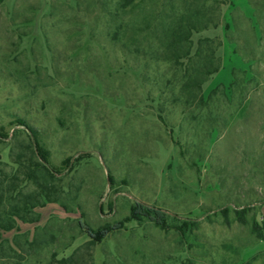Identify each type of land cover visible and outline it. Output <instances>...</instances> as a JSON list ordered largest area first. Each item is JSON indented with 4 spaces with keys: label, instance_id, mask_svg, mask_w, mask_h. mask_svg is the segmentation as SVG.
<instances>
[{
    "label": "rangeland",
    "instance_id": "rangeland-1",
    "mask_svg": "<svg viewBox=\"0 0 264 264\" xmlns=\"http://www.w3.org/2000/svg\"><path fill=\"white\" fill-rule=\"evenodd\" d=\"M119 3H0V170L30 157L32 130L68 210L2 234L23 249L6 263L57 264L107 228L81 264H264V0ZM199 8L218 25L192 34L191 56L209 38L220 62L203 99L223 89L185 108L183 67L163 56Z\"/></svg>",
    "mask_w": 264,
    "mask_h": 264
},
{
    "label": "trees",
    "instance_id": "trees-1",
    "mask_svg": "<svg viewBox=\"0 0 264 264\" xmlns=\"http://www.w3.org/2000/svg\"><path fill=\"white\" fill-rule=\"evenodd\" d=\"M2 1L0 0V3ZM134 4L135 0H120L119 10L132 8ZM173 12L171 9L172 15ZM181 19L177 27L171 30L173 40L167 44L168 54L164 55L163 58L174 65L183 67L182 83L174 102H180L185 108L195 105L201 107L218 89H223L219 86L210 91L206 100L203 99L202 87L209 77L219 71L220 62L216 65L213 63L215 54L213 44L215 45V43L214 40L209 38L198 40L196 50L191 56V36L193 33L207 30L210 27L216 28L218 23H215L209 17L208 12L202 8L194 12V19L198 20L197 23L188 22L186 17L183 20ZM217 46H219V43H217ZM181 60H186V63L189 64L183 65ZM19 125L24 126V123H19ZM31 131L29 130L31 134L29 138L34 145V149L31 150L30 157L25 159L19 156L14 163L17 169L12 175L3 173L0 170V264H7L6 261L12 256L20 257V253L23 252L21 245L16 241L12 243L14 248L8 246L7 249H3V245L8 244V242L1 240L2 234L17 230L18 223H38L40 217L35 211L38 208H43L46 204H57L68 212L66 206L60 202V198L57 196L58 191H56L53 182L55 173L48 166L47 155L37 142L35 134ZM28 186H32L33 190L26 193L24 191ZM141 209L140 204H135L130 211L131 215L140 214ZM156 215L160 216V212L156 211ZM86 230L89 241L69 258L57 260V264H73L79 251L83 250L86 251L90 263L94 247L105 237L108 229L102 228L96 232ZM253 234L258 240L264 241V224L262 227H254ZM25 244L29 248L37 245L34 240L25 241ZM54 257L55 254L52 255V260H55ZM77 258L78 264L84 262L82 256H77Z\"/></svg>",
    "mask_w": 264,
    "mask_h": 264
}]
</instances>
